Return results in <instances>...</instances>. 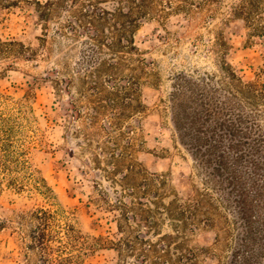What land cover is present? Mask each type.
<instances>
[{"label":"rangeland","instance_id":"obj_1","mask_svg":"<svg viewBox=\"0 0 264 264\" xmlns=\"http://www.w3.org/2000/svg\"><path fill=\"white\" fill-rule=\"evenodd\" d=\"M129 5L0 0V264H41L29 246L41 207L100 237L83 264H235L239 227L179 142L169 97L180 72L261 73L264 0H145L134 50Z\"/></svg>","mask_w":264,"mask_h":264},{"label":"trees","instance_id":"obj_2","mask_svg":"<svg viewBox=\"0 0 264 264\" xmlns=\"http://www.w3.org/2000/svg\"><path fill=\"white\" fill-rule=\"evenodd\" d=\"M126 1L130 3L126 24L131 31L126 42L134 50L132 33L145 16V0ZM96 10L99 20L111 14L102 7ZM116 10L114 20L126 27L116 17L124 14L123 8ZM119 38L123 37L119 34ZM226 72L230 80L227 84L209 74L193 77L178 73L169 97L171 122L179 142L239 227L231 263L252 264L264 249V68L248 81L233 71ZM4 168L6 173L12 172L7 163ZM21 168L28 173L34 189L47 199L55 196L39 170L25 163ZM15 179L9 178L12 182ZM33 216L29 246L39 251L41 264H83L100 245V237L82 232L62 209L41 207Z\"/></svg>","mask_w":264,"mask_h":264}]
</instances>
